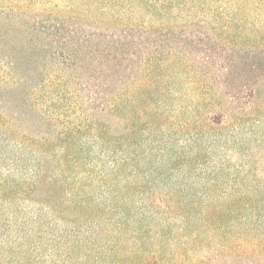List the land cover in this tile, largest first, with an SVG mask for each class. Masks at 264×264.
Segmentation results:
<instances>
[{"label": "rangeland", "instance_id": "obj_1", "mask_svg": "<svg viewBox=\"0 0 264 264\" xmlns=\"http://www.w3.org/2000/svg\"><path fill=\"white\" fill-rule=\"evenodd\" d=\"M8 2L17 7L26 0ZM27 2L38 14L62 16L60 23L75 25L77 32L52 21L45 23V30H36L33 13L0 15V111L6 112L16 138H47L57 157L74 155L81 140H66L65 132L82 124L83 112L72 91L82 79L85 46L100 50L112 46L132 53L135 67L129 74L130 85L125 94L116 96L113 115V161L119 169L104 181L93 171V186L86 190L101 203L117 193L108 195L114 186L122 193L119 210L125 201L132 210L127 217L124 214L120 223L124 227L108 229L109 240L121 227L127 237L140 235L136 217L142 210H156L151 196H165L170 203L161 207L167 214L144 216L145 242L123 241V250L134 255L121 264H245L237 246L231 253L222 250L230 238L245 235L241 226L230 231L223 213L230 208L264 213V204H229L264 195V77L250 114L238 112L223 124L210 119L219 112L217 100L225 82L237 86L247 78L264 76V0ZM185 25L204 27L223 54L231 55L236 66L230 76L216 84L214 74L198 67L188 54L134 37L150 28ZM90 29L116 36L110 41L92 40L85 34ZM119 75L123 79L122 72ZM87 205L90 210L93 203ZM207 211L220 216L206 215V224L199 226L194 218ZM72 218L70 223L75 224ZM119 219L117 215L114 222ZM18 235L0 197V264H20ZM142 250L156 253V259L145 261ZM50 258L51 264L73 262L68 258L65 262L59 254Z\"/></svg>", "mask_w": 264, "mask_h": 264}, {"label": "trees", "instance_id": "obj_2", "mask_svg": "<svg viewBox=\"0 0 264 264\" xmlns=\"http://www.w3.org/2000/svg\"><path fill=\"white\" fill-rule=\"evenodd\" d=\"M8 1L0 0V15L23 17L33 13L31 19L37 24L36 30L48 28L44 26L46 22H61L62 16L42 15L30 9L27 1L31 0L17 7L9 5ZM60 24L62 29L77 32L75 25L71 27L63 22ZM203 28L200 25L150 28L138 32L134 37L147 40V45H168L178 49V52L188 54L198 67L214 74L213 80L217 84L231 75L236 62L231 55L223 54L219 42L211 39ZM106 32L90 29L85 34L92 40L103 38L104 41H110L116 36L113 32ZM85 47L86 64L82 68V79L76 81L77 88L72 91L73 100L79 103L83 112L82 124L65 132L66 140H81L75 146L74 155L66 153L57 157L47 138L41 141L36 138H16L6 112L0 111V197L8 217L15 220L18 228L20 264H51L50 257L55 254L63 256L65 262V258L69 261L72 259L71 264H108V260L113 264H121L126 258H131V254L134 255L123 250V241L127 244L131 239L142 243L146 241L147 231L143 230L142 223L144 216L161 217L167 214L161 207L170 203L168 198L151 196L149 200L154 203L156 210L151 208L138 213L136 220L139 222L140 235L130 234L127 237V231L124 234L121 232L126 224L120 223L132 210L125 200L122 210H119L117 202L118 198L122 199L121 191L111 187L108 195L117 192L116 196L107 197L99 203L86 190L93 186V171H98L99 178L104 181L113 178L119 169L113 161L112 149L116 132L113 122L115 98L128 91L129 74L135 67V58L132 53L112 46L103 50ZM138 62L141 67V61ZM121 72L123 79L118 78ZM263 77L256 75L251 80L247 78L237 86L225 82V90L217 100L219 112L210 119L212 123L218 119L223 124L238 112L243 116L250 114ZM230 201L229 204H264V195ZM87 203H93L90 210H87ZM108 203L115 204L109 209ZM226 211L223 214L227 228L231 231L241 226L245 235L237 239L230 238L222 250L231 253L237 246L245 257V264H264V213H245L235 208ZM207 212L194 218L199 226L206 224V215L220 216L219 212ZM70 215L73 216L71 222L75 224L70 223ZM117 215L120 216L119 222H114ZM119 225H122L121 229L114 231V237L109 240L108 229ZM114 240L116 244L112 242ZM76 251L77 255L74 254ZM141 254L145 256V261L156 259L157 255L147 250H142Z\"/></svg>", "mask_w": 264, "mask_h": 264}]
</instances>
